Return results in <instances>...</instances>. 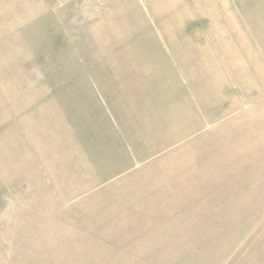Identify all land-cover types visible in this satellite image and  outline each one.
Masks as SVG:
<instances>
[{
	"label": "rangeland",
	"instance_id": "374dc122",
	"mask_svg": "<svg viewBox=\"0 0 264 264\" xmlns=\"http://www.w3.org/2000/svg\"><path fill=\"white\" fill-rule=\"evenodd\" d=\"M203 248L264 264V0H0V264Z\"/></svg>",
	"mask_w": 264,
	"mask_h": 264
},
{
	"label": "trees",
	"instance_id": "16d2710c",
	"mask_svg": "<svg viewBox=\"0 0 264 264\" xmlns=\"http://www.w3.org/2000/svg\"><path fill=\"white\" fill-rule=\"evenodd\" d=\"M217 257V253L216 250H211V249H205L203 248L202 250H199L198 254L193 257L192 259H194V261L189 262V263H180V264H219L220 263H226L227 260L231 261L233 258L234 253L231 252L229 253L225 258H221L223 261H218L215 256ZM190 259V260H192Z\"/></svg>",
	"mask_w": 264,
	"mask_h": 264
}]
</instances>
